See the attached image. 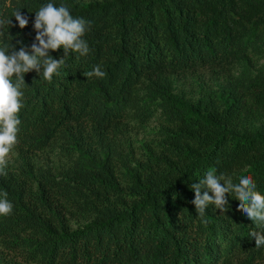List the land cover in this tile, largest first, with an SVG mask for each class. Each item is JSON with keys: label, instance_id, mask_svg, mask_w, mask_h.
Instances as JSON below:
<instances>
[{"label": "trees", "instance_id": "trees-1", "mask_svg": "<svg viewBox=\"0 0 264 264\" xmlns=\"http://www.w3.org/2000/svg\"><path fill=\"white\" fill-rule=\"evenodd\" d=\"M45 2L0 0V18L15 24L20 7L29 18L11 43L32 42ZM55 3L88 22L90 51L69 53L51 82L24 76L0 174L13 203L0 264H264L238 201L210 204L202 221L190 188L214 169L264 192V0ZM96 65L104 77L86 78ZM189 80L190 96L178 90Z\"/></svg>", "mask_w": 264, "mask_h": 264}, {"label": "clouds", "instance_id": "clouds-1", "mask_svg": "<svg viewBox=\"0 0 264 264\" xmlns=\"http://www.w3.org/2000/svg\"><path fill=\"white\" fill-rule=\"evenodd\" d=\"M21 8H15L11 13L15 24L11 19L0 18V36L5 37L0 42V174H3L6 157L18 142L25 74L35 71L38 79L51 82L61 75V69L66 64L64 57L69 53L80 58L86 57L90 51L84 39L89 30L88 22L82 17H74L68 6L57 4L55 0H47L35 10L32 19L35 35L30 44L21 40L11 43L12 37L7 38L9 29L13 26L23 29L29 23ZM16 45L20 47L17 49ZM58 49L63 50V55L54 58L50 50ZM84 75L89 79L103 78L105 73L96 65ZM190 188L194 193L191 203L202 221L210 204L222 212L229 205L228 197L235 198L243 215L254 225L248 232L249 238L255 239L256 248L264 247V192L259 190L252 175L229 176L210 169ZM12 211L13 203L8 199V193L0 191V217L8 216Z\"/></svg>", "mask_w": 264, "mask_h": 264}, {"label": "rangeland", "instance_id": "rangeland-1", "mask_svg": "<svg viewBox=\"0 0 264 264\" xmlns=\"http://www.w3.org/2000/svg\"><path fill=\"white\" fill-rule=\"evenodd\" d=\"M86 1H89V0H86ZM263 62H264V60H259V62L257 63L258 64V66H261L262 64H263ZM244 70V65H238V68H237V70H236V75H240L241 73H242V71ZM250 70V74H254V70H255V67L254 68H251V69H249ZM195 86H194V83L193 82H190V80L189 81H182V83L179 85V87H178V90L181 92V93H183V94H185V95H188V96H190L191 95V91H192V89L194 88ZM157 124V121L155 120V121H153L152 122V125H151V127L152 126H155ZM149 135L148 134H146V137H148ZM151 136V135H150Z\"/></svg>", "mask_w": 264, "mask_h": 264}]
</instances>
